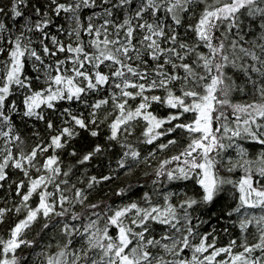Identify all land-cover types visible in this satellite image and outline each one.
<instances>
[{
	"label": "snow or ice",
	"instance_id": "obj_1",
	"mask_svg": "<svg viewBox=\"0 0 264 264\" xmlns=\"http://www.w3.org/2000/svg\"><path fill=\"white\" fill-rule=\"evenodd\" d=\"M17 117L42 122L47 139L25 150ZM141 121L139 142L155 144L147 156L127 143ZM101 125L123 149L116 166L126 173L177 145L178 131L186 143L159 162L154 191L139 201L75 212L66 205L84 206L87 195L69 188L58 150L77 129L98 137ZM245 142L264 149V0H0V188L14 185L19 197L0 207V224L23 213L0 236V264H264V150L251 156ZM107 148L97 143L76 163ZM13 170L23 178L12 180ZM112 178L90 176L87 188ZM161 178L199 192L177 203L179 193L155 187ZM226 196L221 245L209 209ZM34 225L39 239L28 237Z\"/></svg>",
	"mask_w": 264,
	"mask_h": 264
},
{
	"label": "trees",
	"instance_id": "obj_2",
	"mask_svg": "<svg viewBox=\"0 0 264 264\" xmlns=\"http://www.w3.org/2000/svg\"><path fill=\"white\" fill-rule=\"evenodd\" d=\"M4 3H7V0H4ZM56 24L64 23L63 18H57L55 21ZM67 27V25H65ZM55 29L53 28V31ZM65 42H68V38L66 36H61ZM243 97L238 96L237 100H242ZM250 99V98H249ZM63 107H68L66 103H62L59 105V108L62 110ZM73 109L76 111H84L85 116L88 114V110L83 109L82 106H78L73 104ZM154 113L160 117H164L168 114V109L154 104L152 107ZM51 118L55 121L57 125L60 124L59 113H50ZM17 124L19 126L20 131L23 133L26 148L25 150L30 149L34 146L41 138L47 139L48 132L42 122H34L28 121L27 125L23 121H20L17 117ZM143 122L141 121L135 128V131L132 136L127 138V143L132 144L133 147L137 148L141 151L142 156H147L148 152L155 148L154 145H146L139 142L141 132L143 131ZM37 131L40 133V136H33V132ZM79 135L72 139L67 147L64 149H60L59 154L62 162V168L64 170H68L71 168L70 173V183L69 188L72 184H75L78 188H83L85 190V194L87 195V200L85 201L84 206L76 204L74 208L71 205H66L70 210L75 212H83L85 208L90 204H107L112 206L113 208L122 207L123 205L132 202L139 201L143 196L144 192H153L154 186L151 181L154 179V172L159 162L163 159L170 158L172 155H175L182 149V146L186 143L185 135L180 133L179 131L174 134L178 138V144L172 146L170 149H166L162 152H157V155L154 158H150L148 164H139L132 169L130 173H126L124 170H120L116 166L117 160L120 158V155L123 149L120 148L118 144L115 142L109 143L107 141L108 129L105 125H101L99 131L100 135L98 137H92L90 133L86 130L77 129ZM123 140L124 138L121 137ZM106 144L108 148L105 152L101 154H97L89 163L85 165L77 164V160L81 158L86 152L90 151L95 144ZM244 146L248 149V152L251 156H255L260 151L264 150L260 145L251 142H245ZM75 150L77 155L70 156L69 153ZM51 154V152L49 153ZM43 158V157H42ZM149 164L151 166H149ZM171 167V166H170ZM15 173L12 176V180H19L23 178L21 174L13 170ZM97 176L98 178L104 175H111L113 178L108 181L101 182L99 184L94 185L91 189L87 188V179L90 176ZM81 181H84L81 183ZM162 184L155 186L156 188H160L163 192H175L179 193V195L174 197L175 202H179L183 198V194L187 193L188 195H195L199 192V188L194 185L191 181H177V182H168L161 178ZM9 183H11L9 181ZM63 187V185H62ZM125 190L124 196H118L116 193L120 190ZM50 191H54L52 186L49 187ZM65 195L70 198L73 196V192L68 190L65 191ZM162 199V197L158 195H153V201H157ZM230 196H226L224 200L220 203L216 204L214 208H210L209 212L213 213L211 219V227L217 228L219 231L224 227H229L228 222L226 220H222L219 223L216 221V217L220 215L222 206L231 203ZM33 207L38 203V197L34 196L32 200L29 202ZM15 204H19V197L15 195V186L13 185L9 188L8 184H5L3 188H0V207H12ZM196 215H200V211L198 210ZM208 213H205L204 218H207ZM23 218V213L17 215L16 213H10L5 217V222L0 224V236H4L9 229V227L14 224L18 219ZM42 223V221H41ZM156 229V234H161V229L159 226H154ZM209 225H204V228H208ZM39 231V225H34L32 230L29 231L28 237L30 239H39L36 233ZM230 232L233 236L237 234V230L230 229ZM54 235V232L48 231L46 234H43L44 238L41 240V244L47 243L50 237ZM56 239H60L59 236ZM229 239V235L225 234L222 231H219V244L227 243ZM29 251V250H25ZM39 251V249H37ZM35 260V257H33Z\"/></svg>",
	"mask_w": 264,
	"mask_h": 264
}]
</instances>
